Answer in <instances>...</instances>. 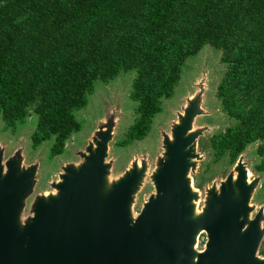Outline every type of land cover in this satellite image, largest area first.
<instances>
[{
  "label": "trees",
  "instance_id": "16d2710c",
  "mask_svg": "<svg viewBox=\"0 0 264 264\" xmlns=\"http://www.w3.org/2000/svg\"><path fill=\"white\" fill-rule=\"evenodd\" d=\"M205 43L227 63L217 93L233 118L210 137L214 160L256 142L264 173V0H0V116L16 126L36 113L33 145L53 138L60 154L96 81L136 69L137 114L118 142L143 139Z\"/></svg>",
  "mask_w": 264,
  "mask_h": 264
},
{
  "label": "water",
  "instance_id": "95a60500",
  "mask_svg": "<svg viewBox=\"0 0 264 264\" xmlns=\"http://www.w3.org/2000/svg\"><path fill=\"white\" fill-rule=\"evenodd\" d=\"M196 103L173 122L172 134L164 133L156 190L135 218L131 202L143 170L134 167L107 189L111 124L96 133L83 162L63 173L58 193L35 201L24 223L20 210L38 164L22 167L19 153L4 161L0 147V264H264L257 254L262 213L248 221L254 183L247 171L223 182L194 214L197 191L188 173L196 155L197 135L190 132ZM203 230L208 240L200 251L192 244Z\"/></svg>",
  "mask_w": 264,
  "mask_h": 264
},
{
  "label": "rangeland",
  "instance_id": "374dc122",
  "mask_svg": "<svg viewBox=\"0 0 264 264\" xmlns=\"http://www.w3.org/2000/svg\"><path fill=\"white\" fill-rule=\"evenodd\" d=\"M222 50L211 43H205L200 51L190 55L182 70L174 93L163 97L162 110L153 118L152 127L143 139H136L123 145L118 141L124 138L137 114L138 101L132 96L133 80L136 69L123 70L109 81L98 79L96 86L89 94L88 103L76 109V115L82 120V127L73 132L68 139L65 150L51 156L53 138L33 145L32 132L37 123V114L33 113L24 122L16 126H7L0 116V147L4 149V161L15 153L22 156L20 165L38 164L32 191L25 197V205L20 210V222L24 223L33 213V205L38 198H50L58 193L56 183L63 173L73 165H79L89 153L88 144L98 138V131L112 125L113 136L108 141L106 157L108 171L106 174L107 189L120 180L127 172L138 166L142 169L141 181L138 184L131 202V215L136 217L149 196L155 192L154 173L165 157L164 133L172 134V124L188 114L191 104L196 99L195 116L190 132L197 135L193 142L196 155L191 157L193 164L189 176L195 185L196 207L199 214L213 197V191H220L223 182L232 177L234 182L241 170L249 171L248 182L254 183L249 200L248 221L262 213L261 227L264 231V173L254 169L260 159L253 142L242 151L235 164L226 160L215 161L214 149L210 137L220 129L233 122V118L223 109L217 93L219 82L227 68L221 59ZM203 87V88H202ZM180 115V116H179ZM248 175V174H247ZM201 181L200 186L197 181ZM239 192V189H237ZM208 233L203 230L197 242V249L204 250ZM264 232L257 254L264 253Z\"/></svg>",
  "mask_w": 264,
  "mask_h": 264
},
{
  "label": "bare ground",
  "instance_id": "6f19581e",
  "mask_svg": "<svg viewBox=\"0 0 264 264\" xmlns=\"http://www.w3.org/2000/svg\"><path fill=\"white\" fill-rule=\"evenodd\" d=\"M247 176H250V173H248ZM247 180H249V179L247 178ZM195 207H196V206L194 205L193 210H195ZM194 214L196 215V210L194 211ZM197 242H198V233L196 234L195 241H194V243L192 244L193 248H195V249H197V248H196V247H197Z\"/></svg>",
  "mask_w": 264,
  "mask_h": 264
},
{
  "label": "flooded vegetation",
  "instance_id": "af4514ba",
  "mask_svg": "<svg viewBox=\"0 0 264 264\" xmlns=\"http://www.w3.org/2000/svg\"><path fill=\"white\" fill-rule=\"evenodd\" d=\"M241 153H242V152H241ZM241 153H240V154H241ZM240 154L238 155V157L236 158V160H235L234 162H232V163H230L226 157H224V158L220 159L219 161H221V160H226V161H227L229 164H235V163H236V161L238 160V158H239ZM256 164H257V163H256ZM254 169H255L256 171H259V172H261V173L263 174V172H262V171H260V170H257V168H256V165L254 166ZM248 172H249V171H248ZM196 248H197V247H196Z\"/></svg>",
  "mask_w": 264,
  "mask_h": 264
}]
</instances>
